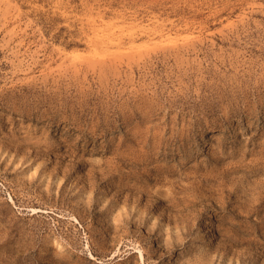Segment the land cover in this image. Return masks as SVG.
I'll return each mask as SVG.
<instances>
[{
	"label": "rangeland",
	"instance_id": "obj_1",
	"mask_svg": "<svg viewBox=\"0 0 264 264\" xmlns=\"http://www.w3.org/2000/svg\"><path fill=\"white\" fill-rule=\"evenodd\" d=\"M0 264H264V0H0Z\"/></svg>",
	"mask_w": 264,
	"mask_h": 264
}]
</instances>
